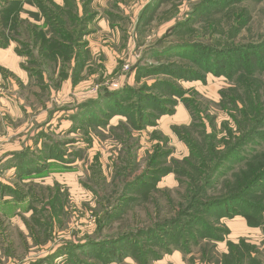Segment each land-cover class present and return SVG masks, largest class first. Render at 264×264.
Wrapping results in <instances>:
<instances>
[{
	"label": "rangeland",
	"instance_id": "374dc122",
	"mask_svg": "<svg viewBox=\"0 0 264 264\" xmlns=\"http://www.w3.org/2000/svg\"><path fill=\"white\" fill-rule=\"evenodd\" d=\"M4 1L0 0V48L6 57L0 61V181L9 187L0 196V264H38L66 243L136 233L176 217L195 190L188 192L186 176L181 177V183L176 173L163 175L162 170L181 165L193 174L185 160L197 149L210 165L208 147L214 144L222 150L228 129L237 136L241 127L245 129L244 103L235 99L241 94L248 103V97L235 80L206 72L175 51L166 55L154 51L177 42H196L214 49L263 43L264 0L235 1L211 7L205 14L200 9L204 0H68L55 12L62 20L60 28L71 34L72 40L63 32L45 33L23 13L5 17ZM176 25L179 27L174 28ZM74 37L79 38V47ZM169 61L206 74L204 79L177 83L186 91V102L196 107L193 113L177 97L173 114L143 128L133 127L122 114L110 115L103 123L74 127L78 105L95 100L108 91L105 89L141 88L157 79H172L159 74L137 80L133 65ZM253 77L258 102L264 103V71ZM52 140L70 141L68 148L75 155L69 157L74 163L54 164L24 178H19L14 163L6 164L14 153L38 149L43 141ZM257 151L264 153V144ZM244 152L246 156L252 153L249 147ZM242 165L236 163L224 170L209 190L210 196L227 192L225 180L234 187L235 174ZM199 166L201 173L206 171ZM155 171L160 173L159 180H149ZM137 177L155 182L146 188V195L129 189ZM17 190L19 198L15 197ZM204 218L212 226L225 228L221 239L200 238L186 249L167 254L156 245L153 249L162 254L147 264H228L229 244L241 240L251 251V257L245 252L243 264H264V218L258 227L250 226L241 215L223 218L217 224L211 217ZM75 259L71 262L64 254L43 262L101 264L81 250L76 251ZM108 264L141 262L126 257Z\"/></svg>",
	"mask_w": 264,
	"mask_h": 264
},
{
	"label": "trees",
	"instance_id": "16d2710c",
	"mask_svg": "<svg viewBox=\"0 0 264 264\" xmlns=\"http://www.w3.org/2000/svg\"><path fill=\"white\" fill-rule=\"evenodd\" d=\"M32 1L37 4L45 17L44 24L39 25L45 33L53 32V35H62L63 32L66 38L72 40V35L60 28L62 20L57 15L59 12H55V9L59 10L63 7L62 5L55 3L53 0ZM67 1L65 0V4H67ZM69 1L76 3L77 0ZM80 1L86 2V0ZM235 1L240 0H204L200 5V9L205 10V14L210 11L211 7L217 8V6L229 5V3ZM3 7L5 8L3 10L7 12L5 17L10 18V16L16 14L18 16L19 13H23V0H5ZM197 11L198 8L196 13ZM177 27L179 26L176 25L174 28ZM76 37H74L73 42L79 47V42L77 43L79 38ZM1 43L2 41H0ZM225 46L227 47L214 49L210 45L196 42H177L176 45L168 49H164L163 44L162 47L159 46L161 48L159 51H154L155 55H166L175 51L174 53H177L180 57L189 59L193 65L202 66L206 72H213L218 76L224 75L230 80H235L240 88H244L248 97V103L243 101L241 94H237L235 99V101L244 103L242 124L244 123L245 129L242 130L241 127L238 131L241 132V135L238 136L231 129H228V137L223 140L225 148L222 150L214 144L208 147L210 165L203 161L202 150L197 149L192 152L193 156L191 158L193 160H190L191 158L185 160L188 169L192 170L193 174H189L181 165L177 169L168 167L162 170L163 175L171 172L176 173L181 183H184L181 177L186 176L189 181L188 183L185 182L184 185L189 190L188 192L195 190L188 197V204L184 210L179 211L176 217L158 223L157 227L140 229L136 233L132 231L102 240L91 238L77 244L66 243L56 252L39 259L38 264H44L43 261L50 262L64 254H67L69 261L73 262L76 260L75 254L78 250L88 254V256L95 257L101 264L121 262L126 257H132L141 264H147L150 258H160L162 253L167 254L172 253L174 250L186 249L189 243H197L200 238L210 239V241L221 239L220 233L225 228L219 225H210L205 222L204 216L206 218L211 217V220L215 221L216 224L223 218H232L237 215L243 216L250 226L258 227L263 224L264 153L262 151L256 152V148L264 144V103L258 102L259 95L252 82L255 73L264 71V42L258 45L247 43L240 46ZM69 47L71 49V46ZM176 63L169 61L162 65H133L131 69L136 71L137 80H140L143 76H158L159 74L170 76L172 79H157L152 85H144L141 88L128 85L114 91L105 89L108 91H104L95 100L78 105V111L73 116L74 127L76 125L77 128H82L83 124L94 121L103 123L110 115L122 114L128 117L129 123L133 127L135 125V128H143L148 124H154L155 120L163 115L173 114L177 97L181 98L193 113L196 107L186 102V91L178 85V82L180 80L204 79L206 74L197 71L193 66ZM148 90L156 93H150ZM221 95L226 98L224 91L221 92ZM235 101L233 103L236 105ZM239 111L241 113V110ZM42 136L47 137L44 132ZM69 143L70 141H43L38 149L30 150L27 148L25 151L14 153L6 161V164L14 163L16 165L19 178H24L26 174L34 175L54 164H71L74 163V160L69 157V154L75 155V151L68 148ZM63 146H66L67 150L63 149ZM247 147L250 148L252 153L246 156L244 151ZM236 163L243 164L242 168L239 171L237 170L238 173L235 174L236 185L232 187V183L225 180L223 183L225 186L228 185L227 192L219 197H211L209 190L215 187L216 184L214 185V183L218 180L217 178L223 174L224 170L233 168ZM199 164L206 171L201 173ZM159 175L160 173L155 171L148 176V179L157 181ZM153 183L155 182L150 183L148 180L137 177V180L129 185V189H131V192L137 194L142 192L146 195L148 193L145 192L146 188L153 186ZM8 187L9 185H5L0 181V196ZM18 193L17 190L15 192L16 198H19ZM121 199L127 200V198ZM107 217L110 218L111 215L107 214ZM184 217H190V219L186 220ZM156 245L163 248L162 253H157L153 249ZM229 245L231 255L227 259L228 264H243L246 251L251 257V251H248L250 246L245 240H241L238 244L231 243ZM233 258L235 259L233 260Z\"/></svg>",
	"mask_w": 264,
	"mask_h": 264
},
{
	"label": "crops",
	"instance_id": "0c3cea01",
	"mask_svg": "<svg viewBox=\"0 0 264 264\" xmlns=\"http://www.w3.org/2000/svg\"><path fill=\"white\" fill-rule=\"evenodd\" d=\"M55 3L59 5H64L65 0H53ZM64 3V4H63ZM84 3V2H83ZM23 14L32 22L36 24L43 25L45 22V17L42 11L39 9L37 4L32 0H23ZM5 60L4 50L0 48V61Z\"/></svg>",
	"mask_w": 264,
	"mask_h": 264
},
{
	"label": "built area",
	"instance_id": "2783aa9c",
	"mask_svg": "<svg viewBox=\"0 0 264 264\" xmlns=\"http://www.w3.org/2000/svg\"><path fill=\"white\" fill-rule=\"evenodd\" d=\"M127 68H129V66H126Z\"/></svg>",
	"mask_w": 264,
	"mask_h": 264
}]
</instances>
